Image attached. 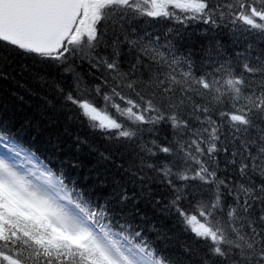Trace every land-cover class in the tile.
I'll return each mask as SVG.
<instances>
[{
	"label": "snow or ice",
	"instance_id": "6c2138e0",
	"mask_svg": "<svg viewBox=\"0 0 264 264\" xmlns=\"http://www.w3.org/2000/svg\"><path fill=\"white\" fill-rule=\"evenodd\" d=\"M16 56L114 150L71 177L0 129V264H264V0H0V80Z\"/></svg>",
	"mask_w": 264,
	"mask_h": 264
},
{
	"label": "trees",
	"instance_id": "16d2710c",
	"mask_svg": "<svg viewBox=\"0 0 264 264\" xmlns=\"http://www.w3.org/2000/svg\"><path fill=\"white\" fill-rule=\"evenodd\" d=\"M143 27H149L150 31L167 33L169 28L177 26L171 21L157 20L150 21ZM204 28L203 24L193 22L180 30L181 38L177 46L182 54L190 51L195 58L203 55L201 49L207 48ZM223 41L226 45L229 43L226 36L223 37ZM225 54L230 55V49L226 48ZM19 63L21 59L16 56L15 63L9 70L12 71ZM78 70L85 76L86 82L92 81L86 64ZM12 76L15 77L14 80L11 78L0 80V129L10 130L17 141L36 153L40 160L48 163L55 170L62 169L69 176L76 177L82 176L89 169L97 166L96 162L100 153L114 150L113 143L103 133L91 128L89 122L80 117L76 109L73 108L71 113L75 119L69 120L67 114L61 112L59 107L54 111L51 107L45 106V95H52L46 85L37 83L27 76L22 78L16 71H12ZM50 79H56V77L53 76ZM20 96H23V100L19 99ZM157 134L161 140L173 139L172 130L166 125L158 126ZM77 136L85 140L86 144L78 151L75 148L71 151L83 161V166L80 169H69L66 153L70 151L69 146L73 138ZM222 171L223 166H221ZM165 226L174 227L176 235L187 238L180 231L177 221L170 218L165 221Z\"/></svg>",
	"mask_w": 264,
	"mask_h": 264
},
{
	"label": "bare ground",
	"instance_id": "6f19581e",
	"mask_svg": "<svg viewBox=\"0 0 264 264\" xmlns=\"http://www.w3.org/2000/svg\"><path fill=\"white\" fill-rule=\"evenodd\" d=\"M149 28V27H148ZM17 128V127H16ZM26 128V127H25ZM27 132V131H26Z\"/></svg>",
	"mask_w": 264,
	"mask_h": 264
}]
</instances>
